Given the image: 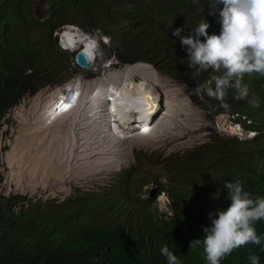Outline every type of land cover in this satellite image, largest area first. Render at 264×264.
<instances>
[{"label":"trees","instance_id":"16d2710c","mask_svg":"<svg viewBox=\"0 0 264 264\" xmlns=\"http://www.w3.org/2000/svg\"><path fill=\"white\" fill-rule=\"evenodd\" d=\"M35 1L0 0V122L24 96L66 80L74 61L59 47L58 33L73 25L109 37L120 64L145 61L174 80L200 86L214 113L233 116L244 132L257 135L244 139L214 131L208 141L155 162L166 179L155 183L169 199V217L142 197L147 175L141 171L108 195L85 194L52 205L39 201L19 213L11 205L0 207V264H167L160 251L165 245L180 264H208L203 229L211 226L209 213L215 218L231 203L225 181H239L253 199L264 197V74H245L248 97L236 99L230 88L225 108L207 95L215 86L212 77L224 69L190 67L180 43L204 20L209 35H219L223 5L215 0H46L51 13L38 21L30 13ZM177 28H183L180 36L173 35ZM141 160L151 162L146 156ZM254 227L261 244L234 249L220 264H250L252 254L264 264V219ZM197 239L200 244L193 242Z\"/></svg>","mask_w":264,"mask_h":264},{"label":"bare ground","instance_id":"6f19581e","mask_svg":"<svg viewBox=\"0 0 264 264\" xmlns=\"http://www.w3.org/2000/svg\"><path fill=\"white\" fill-rule=\"evenodd\" d=\"M64 32L78 41L76 47L87 42L79 31L67 29ZM64 42L67 45L66 38ZM141 64L125 65L92 81L77 76L66 86L39 91L33 100H29L27 110L24 106L19 107L15 119H21L20 125L30 121L28 131L31 132V139L24 151V147L13 143L5 154L10 171L6 181H14L16 189L21 192L35 190L36 182L32 177L23 185L18 176L21 171L11 167L15 161L19 165H27L23 163L27 159V148L35 147L38 157L33 155L36 157L33 169L39 170L43 161L42 170H45V160L48 164L52 159L66 163L68 167L63 174L57 173L59 180H52L55 188L45 185V181L42 187L49 188V192L54 189L68 191L66 184L70 180L118 169L121 163L131 158V147H153L172 137L178 127L181 131L186 130L183 123L200 119L177 85L161 77L150 66ZM71 86L72 96L83 97L81 100L77 97V105L75 100L63 94ZM55 98L57 101L53 102ZM64 104L69 105L67 112ZM35 111L37 114L34 116ZM145 127L149 128L148 133L143 132ZM238 128L231 127L229 130L240 132ZM25 169H29V165Z\"/></svg>","mask_w":264,"mask_h":264},{"label":"rangeland","instance_id":"374dc122","mask_svg":"<svg viewBox=\"0 0 264 264\" xmlns=\"http://www.w3.org/2000/svg\"><path fill=\"white\" fill-rule=\"evenodd\" d=\"M30 13L32 18L38 21L47 18L51 13L49 2L46 0H36L31 8ZM70 26L78 28L77 30L80 32V34L82 33L83 35H87V38L94 37L98 40V48L96 50L95 59L86 69L79 68L76 64L71 63L70 67L68 68L69 76L64 82L56 85L44 86L36 90L33 94L24 96L4 115V117H2L0 122V194L2 196L0 197V207L2 209H6L7 207H9V205H11L12 210L16 213H19L21 210H24L26 207H28L29 204L39 201L44 205H52V203H61L64 201L70 202L71 200L83 197L85 194L99 193L108 195L109 191L115 185L122 182L124 178L131 176L132 172L141 171L145 172L147 175V183L144 182L141 188L143 192L142 197L153 200L155 202V206L159 209V212H167V215L170 214L169 199L167 195L163 191H159L160 189L159 187L155 186L156 184H150L151 182L158 183L157 181H160L161 183H164L166 181L162 174L157 169H155L157 167H155L154 164H156L159 160L169 154H181L187 149L193 148L200 143L208 141L210 135L213 134L214 131L222 136L241 138L247 137V132H244L242 127L240 129L238 128L240 132L229 130V128L231 127L237 129V127L235 126L237 122L234 121V119L232 118L233 116L225 113H214L206 100L200 95V93L194 91V89H196L197 87H192L182 81L174 80L163 74L152 64L145 61L137 62H139V65H143L141 63H144L150 66L161 77L165 78L168 81L171 80L172 83L180 88L183 97H186L189 100L190 106L192 107L193 111L200 118L198 121L194 122L193 119H190L188 123H183V128L185 127L184 129L186 130L181 131L178 127V130L176 129V131L172 133V137L153 147H143L137 145L131 147V158L128 159V161L121 163L118 169H112L103 173H96L92 176L87 175L85 177L74 178L66 184L68 187V191L54 189L53 192H49V188L47 189L45 187H42L43 181H45V185L54 187L53 181L60 179L58 178L59 176L57 175V173L61 174L63 171H67L68 167L66 163H63L56 159H52L48 161V164L47 160H45V170H42L43 161L39 170L33 169V159L36 158L33 157V155H37L38 157V153L35 147L27 148V159H25V155H23V159H25L23 163H27V165H29V169H25L27 165H19L17 161L11 163V167L13 169L21 171V173H19L18 175L20 180L22 181L21 184L25 185V183L30 182L29 179L32 177L33 182H36L35 190L32 192H30L29 190H26V192H21L19 189H16L14 181H11L9 183L6 181V175L10 171L9 163L5 161V154L10 151L11 145L13 143L20 147H24V151L28 144H30L28 142H30L31 139V132L28 131L30 121H27L26 124L24 123L23 125H20L19 121L21 119L19 121L15 119V112L19 107L24 106L27 110L30 106L29 100L32 99L39 91L46 89H55L61 85L67 84L77 76H80L86 81H92L97 78H101L102 76L105 77L109 71L111 72L120 70L125 65H131L120 64L117 58L111 52L109 45L103 43V40L100 39L101 36H99L97 32L93 31L88 26ZM66 27L67 26H65L63 30H67ZM74 28L73 30H71V32L76 31ZM84 37L86 38V36H83V38ZM102 43L105 44L106 47H103L101 45ZM79 48H82L81 44L78 45L77 49ZM64 50L71 56H73V54H75L76 52H74L76 48L74 50ZM137 62H135V64ZM36 114L37 112L33 113L34 116ZM236 116L237 115L234 114V117ZM174 125L178 126L177 123H175ZM145 156L148 157V160H150L151 162H146V164L145 162L143 163L141 159H144ZM29 157H31V159H29ZM63 165H65V167H63ZM17 167H19V169H17ZM35 177H37V179H35ZM39 177H41V181H39ZM152 190H154L153 195L151 194ZM10 197H13L14 201H9Z\"/></svg>","mask_w":264,"mask_h":264},{"label":"clouds","instance_id":"9594fccd","mask_svg":"<svg viewBox=\"0 0 264 264\" xmlns=\"http://www.w3.org/2000/svg\"><path fill=\"white\" fill-rule=\"evenodd\" d=\"M215 2L223 5L219 11L221 26L219 35H209L207 30L210 23L204 20L191 31L190 35L181 36L180 43L186 46L190 67H196L201 72L209 68L217 72L224 69L222 75L212 77L215 86L207 88V95L220 100L222 106L227 108L228 105L223 104V101L230 88L235 90L236 99L248 97L249 87L243 83L245 74L253 72L264 74V0H215ZM74 29L78 31V28ZM182 31L183 28H177L173 35L180 36ZM83 36L87 38V35ZM200 37H203V41ZM65 38L68 47H76L78 41L72 35L64 32L62 39ZM100 39L105 44L110 42L107 36L102 35ZM81 45L80 54L93 62L98 40L88 37L84 46ZM77 48L74 52L79 50ZM200 90V86L194 89L197 92ZM63 94L71 98L72 86L68 87ZM77 97L80 98L79 95ZM77 97L74 101L75 105L78 104ZM56 101L57 98L53 99V102ZM251 102L259 107V102L255 98ZM72 109L73 107L69 108V110ZM65 111L67 112V109ZM235 126L241 128L238 123ZM256 135L254 131L247 132L245 138L251 139ZM224 187L228 189V199L231 203L227 208L219 210L215 218L212 213H209L211 226L203 229L205 233L202 241L203 251L208 264H220V261L230 255L234 249L246 244H261V238L257 235L254 224L264 219V197L251 198V194L244 190L239 181H225ZM193 242L201 243L199 239ZM160 251L166 257L167 264H180L177 256L169 251L166 245ZM248 259L250 264H260L258 255H249Z\"/></svg>","mask_w":264,"mask_h":264},{"label":"water","instance_id":"95a60500","mask_svg":"<svg viewBox=\"0 0 264 264\" xmlns=\"http://www.w3.org/2000/svg\"><path fill=\"white\" fill-rule=\"evenodd\" d=\"M66 29L71 30V29H73V27L72 26H67ZM63 31H65V30H63ZM62 32L60 34H58L59 35L58 45L62 49H67L66 46H65L64 39H62V34H63ZM80 52H81V49H79V50H77L75 52V54L73 56V61L79 68L86 69V68H88L91 65L92 61H89L85 56L81 55ZM137 63H139V62H137ZM169 81H171V80H169ZM171 83H172V81H171ZM150 184L155 185L156 183L155 182H151ZM155 186L159 187L157 184ZM153 192H154V190H152V192H151L152 195H153ZM170 215H171V213L168 214L167 216L169 217Z\"/></svg>","mask_w":264,"mask_h":264},{"label":"snow or ice","instance_id":"6c2138e0","mask_svg":"<svg viewBox=\"0 0 264 264\" xmlns=\"http://www.w3.org/2000/svg\"><path fill=\"white\" fill-rule=\"evenodd\" d=\"M65 46H67V45H65ZM71 99L74 101V100L76 99V96L73 95V96L71 97ZM109 99H111V97H109ZM152 106L154 107V105H152ZM58 107H59V105H58ZM63 107H64V109H67V108L69 107V105H68V104H64ZM149 131H150V130H149V128H147V127H145V128L143 129V132H144V133H148Z\"/></svg>","mask_w":264,"mask_h":264}]
</instances>
